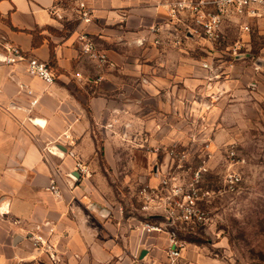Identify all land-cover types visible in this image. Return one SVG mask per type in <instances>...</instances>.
I'll use <instances>...</instances> for the list:
<instances>
[{
  "label": "crops",
  "instance_id": "1",
  "mask_svg": "<svg viewBox=\"0 0 264 264\" xmlns=\"http://www.w3.org/2000/svg\"><path fill=\"white\" fill-rule=\"evenodd\" d=\"M176 1L0 0V264H52L28 239L38 227L54 228L49 243L62 264H169L166 238L145 233L141 218L106 196L97 143L112 165L113 144L125 137L174 140L182 136L186 109L237 107L227 102L233 93L209 84L180 52L212 45L208 40L189 36L174 47L173 36L163 33V43L154 45L151 29L169 25L168 7ZM82 33L108 54L110 67L100 71L83 55ZM9 45L48 63L55 81L29 75L26 61L3 62ZM55 143L67 149L63 157L47 151ZM77 162L90 176L70 179ZM143 174L145 186L160 187L151 168ZM174 264L216 263L187 247Z\"/></svg>",
  "mask_w": 264,
  "mask_h": 264
},
{
  "label": "rangeland",
  "instance_id": "2",
  "mask_svg": "<svg viewBox=\"0 0 264 264\" xmlns=\"http://www.w3.org/2000/svg\"><path fill=\"white\" fill-rule=\"evenodd\" d=\"M259 12L253 19L224 23L215 45L180 51L208 75L209 84L233 93L227 102L236 108L186 109L179 116L182 136L174 140L125 137L113 144L112 165L97 143V169L110 186L106 196L120 203L125 215L141 218L140 226L162 227L158 234L168 246V232L174 231L186 248H201L216 264H264V7ZM147 168L160 187H152L146 202L140 191ZM233 173L241 177L235 184ZM183 207L194 209L198 219L180 218Z\"/></svg>",
  "mask_w": 264,
  "mask_h": 264
},
{
  "label": "built area",
  "instance_id": "3",
  "mask_svg": "<svg viewBox=\"0 0 264 264\" xmlns=\"http://www.w3.org/2000/svg\"><path fill=\"white\" fill-rule=\"evenodd\" d=\"M81 7L85 9L81 14L82 18L85 21H90V11L86 9L84 4H81ZM262 7H264V0H178L168 7L169 25L167 24L166 27L163 25L152 27L151 32L154 35L153 43L154 45H161L163 43V33H166L167 36H173V39L169 43L174 47L181 46L184 39H187L189 36L204 38L212 45H215L222 39L224 23L227 21L241 22L245 19L256 18L260 16L259 9ZM243 28L245 31L249 30L248 26H244ZM79 40L82 44L81 50L83 55L98 70L102 71L111 66L108 54L100 50L91 37L86 33H82L79 36ZM6 49L9 55L2 60L3 62L15 64L26 61L29 75L40 78L48 84L55 81L54 74L50 70L48 63L35 57L27 56L17 46L9 45ZM204 67L210 68L208 64H205ZM65 138L70 143L69 135H65ZM47 151L49 152L48 148ZM231 156H235V151L231 152ZM75 171L82 176H90L89 168L81 162L75 164ZM229 178L233 184L241 180V177L234 173ZM51 190L53 193L60 195V190L56 184L53 183L51 185ZM154 192V188L146 185L142 188L140 194L144 199H147V202L150 201L149 196L153 195ZM144 209H149V206L145 205ZM182 212L183 214L180 218L187 222L198 219L197 212L194 209L183 207ZM143 227L145 233H161L164 231L162 227L150 225L149 223H144ZM53 233L54 228H49L48 231L44 232L38 227L34 233L29 235L28 239L33 248L39 252L40 256L47 254L52 264H62L61 259L53 252L52 246L49 243V239ZM168 234V259L169 264H174L182 257L186 246L177 238L174 231L168 232Z\"/></svg>",
  "mask_w": 264,
  "mask_h": 264
},
{
  "label": "water",
  "instance_id": "4",
  "mask_svg": "<svg viewBox=\"0 0 264 264\" xmlns=\"http://www.w3.org/2000/svg\"><path fill=\"white\" fill-rule=\"evenodd\" d=\"M48 150L53 155L59 156V157H63L64 154H66V152H67V149L59 143H55V144L49 146ZM69 177H70V179L77 180L80 178V175L76 172V173L70 174Z\"/></svg>",
  "mask_w": 264,
  "mask_h": 264
}]
</instances>
